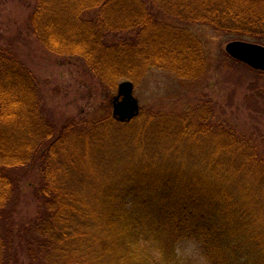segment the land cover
I'll return each instance as SVG.
<instances>
[{"label":"trees","instance_id":"16d2710c","mask_svg":"<svg viewBox=\"0 0 264 264\" xmlns=\"http://www.w3.org/2000/svg\"><path fill=\"white\" fill-rule=\"evenodd\" d=\"M33 1L35 40L107 91L148 68L203 77L200 41L158 17L264 31V0H76V11ZM41 95L35 72L0 48V264H181L183 240L199 244L206 264H264L262 134L197 107L151 112L146 128H136L142 116L72 119ZM254 95L264 101L254 90L238 107L251 120Z\"/></svg>","mask_w":264,"mask_h":264},{"label":"rangeland","instance_id":"374dc122","mask_svg":"<svg viewBox=\"0 0 264 264\" xmlns=\"http://www.w3.org/2000/svg\"><path fill=\"white\" fill-rule=\"evenodd\" d=\"M75 2L77 1L53 0L51 8L59 7L62 3L61 6H65V9L76 11L79 6ZM33 4V0H0V48L11 49L25 66L35 72L40 82L41 97L52 113L86 121L98 120L109 114V117L117 121L113 117V110L118 85L129 80H120L116 88L107 91L94 83L95 80L85 73L88 70L81 63L78 67V62L76 65H66L62 57L50 58L49 52L29 32L27 21L31 8L28 6ZM152 8L153 12L157 10L154 5ZM91 15L90 12L85 14L86 17ZM164 16L157 19L186 28L200 41L206 69L203 77L196 81L180 80L169 71L157 68H148L135 83L130 81L134 85V97L139 103L136 117H144L143 123H136V128L150 126L148 114L151 112L174 114L178 117L184 110L197 107L195 112L199 115L211 116L212 112L215 120L223 118L230 127L243 132L242 134H262L263 140L260 143L264 144V101L254 95L257 109L250 107L248 111L258 118L256 120L249 119L246 111L238 110L245 94L247 96L254 93V90L264 89V72L253 70L234 60L225 50L226 45L234 41L264 46L261 38L264 37V31L258 28L257 31H252L251 34L257 35L254 38L239 31L216 30L213 26L200 22L185 25L175 18L168 19ZM262 144L260 145L264 148ZM116 160L123 162L125 158L117 157ZM112 177L117 178V174ZM97 178H104L103 173H99ZM26 210L32 212L31 207H26ZM177 252L181 264H206L200 246L195 241L179 242Z\"/></svg>","mask_w":264,"mask_h":264},{"label":"water","instance_id":"95a60500","mask_svg":"<svg viewBox=\"0 0 264 264\" xmlns=\"http://www.w3.org/2000/svg\"><path fill=\"white\" fill-rule=\"evenodd\" d=\"M226 53L234 60L253 70L264 72V46L234 41L225 47ZM134 85L130 81L118 85V96L114 104L113 117L119 122H130L138 115L139 103L133 94Z\"/></svg>","mask_w":264,"mask_h":264},{"label":"clouds","instance_id":"9594fccd","mask_svg":"<svg viewBox=\"0 0 264 264\" xmlns=\"http://www.w3.org/2000/svg\"><path fill=\"white\" fill-rule=\"evenodd\" d=\"M202 264H203V262H202Z\"/></svg>","mask_w":264,"mask_h":264}]
</instances>
